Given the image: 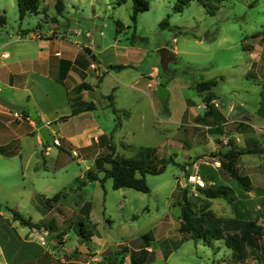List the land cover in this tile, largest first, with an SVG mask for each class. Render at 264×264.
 <instances>
[{"label": "rangeland", "instance_id": "1", "mask_svg": "<svg viewBox=\"0 0 264 264\" xmlns=\"http://www.w3.org/2000/svg\"><path fill=\"white\" fill-rule=\"evenodd\" d=\"M53 1L39 0V14H27L22 19V25L31 28L40 22L47 28L45 21L53 22L57 24L55 28L71 40L80 43L89 40V46L95 53L103 52L114 41H118L115 45L132 49V53L125 56L123 53L122 56L111 57L114 63L132 62L131 65L113 64L129 67L111 70L102 85V89L108 92L116 86L110 91L114 95V106L130 111L132 115V120L128 121L116 110L109 112L106 120L103 118L102 121L107 126H113L114 123L118 127L120 122L123 124L122 128L112 133V141L116 144L115 155L118 157L136 158L140 147L151 148L153 153L148 159L157 163L163 157L165 147L158 149L156 144L165 141L167 127L175 129V125L170 120L157 122L156 116L169 115L163 108L166 101V107L170 105L172 110L171 120L175 119L183 113L186 98H191L196 103V111L203 115L204 109L197 105L202 98L194 87L198 81L217 79L213 92L222 99L224 97L221 93L227 91L228 87L250 85L249 92L242 96L247 101L244 107L253 110L258 106L256 95L259 96V93L256 94V91L261 93V85H264V0H255L253 5L250 4L253 0H209L214 8L213 13L208 12L197 0H191L181 11L173 9L175 0H149V8L138 13L135 23L130 18L131 0L121 4L117 0H64L65 8L60 14L56 12ZM1 16L4 21L0 20V30L14 34L21 21L16 0H0ZM165 17L169 25L160 27L159 23ZM108 49L113 54L117 48L114 46ZM161 63L162 70L153 78L165 86L172 80L173 86L165 100L158 98L156 90L147 93V87L144 94L138 89L148 82L139 73L146 75L149 66H161ZM131 86L138 90H133ZM134 96L137 98L133 99ZM150 98L153 105H150ZM154 103L162 108V111L155 113L156 116L152 112ZM96 112L102 115L100 107ZM128 123L135 125L134 133L126 130ZM182 123L184 127L185 122ZM249 124L256 131L264 125V121L256 118L250 120ZM162 125L163 131L159 128ZM189 130L194 131V138L199 141L191 144V137L186 134V148L204 152L200 160L198 156L193 160L198 166L197 172L205 181L203 187L229 185L233 197L231 202L223 198L210 200V215L207 220L205 218L207 234L204 238L194 242L183 239L178 231L181 224L179 201L183 188L187 189V195L197 213L202 211L204 204V196L197 187L186 182L188 173L181 164L168 163L160 174L146 173L145 180L149 187L147 192L126 187L115 189L111 178H106L103 185L98 180H92L81 187L78 182L81 179L87 180V169L95 171L93 157L89 155L80 160L68 153L72 150L68 149L63 152L65 160L63 167L55 173L56 180L50 181L56 192H62L56 200H30L25 197L23 190L30 188L29 171L24 170L22 174L19 160L15 165L10 162L5 164L4 181H9L11 185L8 188L0 184V210L8 221L6 225L0 224V239L9 243L8 237H15L13 230L23 239L22 236L30 227L12 217L14 212H18L20 216L30 217L32 221L50 226L56 232L62 230L56 235L48 229L42 243L52 247L53 238H61V241L65 239V259L61 261L54 257L53 264H130L128 251H143L141 248L146 247L148 255L155 257L146 264H264V185L256 182L249 184L248 190L244 189L221 166L224 153L236 147L234 138L227 139L225 144L222 139H216L217 148L211 151L215 142L206 143L208 135L204 127ZM212 134L210 140L216 135ZM50 146L53 147L52 151L57 147L52 141ZM74 150L80 154L78 148ZM176 150L185 156L181 147ZM259 154L246 153L243 158L238 154V162L234 163V167L243 174L245 169H252V177H259V171L255 168L258 165L257 158L261 155L264 159V154ZM215 161H218L219 166H215ZM98 175L101 177L103 174ZM49 207L56 209L53 210V217L48 213ZM59 218L65 222L61 228L57 224ZM241 222L249 223V244L242 240L244 226ZM8 224L14 228L7 234L3 228L7 229ZM213 227L223 238L211 235ZM81 228L86 236L90 233L97 235H91L89 240H85L79 235ZM37 230L42 231L40 228ZM144 234H147V242L142 238ZM83 243L101 248L99 251L94 249L97 252H80L75 246ZM228 245H235L238 250ZM252 245L255 250L251 252ZM63 250L56 249L55 252L61 253Z\"/></svg>", "mask_w": 264, "mask_h": 264}, {"label": "crops", "instance_id": "2", "mask_svg": "<svg viewBox=\"0 0 264 264\" xmlns=\"http://www.w3.org/2000/svg\"><path fill=\"white\" fill-rule=\"evenodd\" d=\"M39 12L28 14L38 15ZM22 19L14 34L0 30V146L4 147L3 152L0 150V181L2 182L0 184L10 187L11 183L4 181L6 174L3 167L8 162L12 165L18 164L19 160L22 174H24V170H27L30 177V188L23 190L25 197L30 200H52L57 193L62 194L61 191L56 192V188L52 187L50 181L56 180L55 173L63 167L65 160L63 152L72 149L71 152L68 150V153L77 156L80 160L91 155L93 161L98 154L108 152L107 146L113 142L112 133H115L117 128L123 127L121 122L118 127L114 126V123L113 126L103 124V118L106 120L107 115L109 116L108 113L113 112L111 105L115 110H119L128 121L132 120L130 111L127 112L123 108L114 106V95L110 91L116 86L111 87L109 92L102 89L106 76L112 72L111 70H118L109 65H131L132 62L129 60L128 63L125 61L114 63L111 57L122 56L123 53L125 56L127 53H132V49L128 46L115 45L118 44V41H114L113 45L105 47L103 52L95 53L89 46V40L83 43L73 41L66 34H62L58 28H55L57 24L53 22L45 21L47 28L40 22L30 28L22 25ZM114 46L117 49L115 53L110 54L111 51L108 48ZM84 47H87L88 51L84 50ZM91 55L94 57L92 58ZM160 70H162V63L161 66L157 64L149 66L146 75L140 72V77L147 78L148 82L138 89L144 92L148 87L147 93L151 90L154 93L157 82L153 77L158 76ZM171 83L172 80L166 84L169 94L170 87L173 86ZM249 86L228 87L227 91L221 93L224 99L213 92V87L211 89L214 93L211 100V112L205 116L206 109L202 99L201 103L197 105L204 109L203 115L196 111V103L191 98H186L183 113L173 120H171L170 105L168 106V116H156L155 113L162 111V108L154 103L152 112L156 116L157 122L170 120L175 125V129L167 127L165 141L156 144L158 149L165 147L163 157H172L178 164L184 165L183 168L187 173L197 172L198 166L193 160L197 156L200 157L198 158L200 160L204 152L195 148H186L187 140L185 138L189 135L191 144L197 143L199 140L194 138V131L189 129H201L202 127L206 129L208 135L206 143L215 142L211 151L217 148L216 139L218 138L222 139L224 144L227 139L234 138L233 143L237 149L264 146V125L255 131L254 127L249 124L250 120L256 118L264 121V94H262L264 85H261V93L259 90L256 91V94L259 93V96L256 95L259 104L253 110L244 107V103L247 101L242 98L245 93L249 92ZM131 88L138 90L133 86ZM242 90H244L243 94ZM73 91H75L74 94H72ZM144 94L146 93L144 92ZM132 98L136 99L137 97ZM149 102L150 105H153L151 98ZM136 104L139 105L138 102ZM99 107L102 109V115L101 113L98 115L96 112ZM65 116L66 118H62ZM182 121L185 122L184 127H182ZM130 124L128 123L126 130L134 133L135 125ZM164 125L159 127L160 130L163 131ZM43 126L46 127L48 140L43 139L39 132ZM209 132L213 133L212 135L216 134L212 140L209 138L211 134ZM54 135L59 138L61 144L56 145L57 147H54V151H52L53 147L50 146V142L56 137ZM123 145L127 146L126 143ZM180 147L184 150L185 156L177 152L176 149ZM74 148H78L80 154ZM97 151L100 152L95 154ZM244 155L246 153L240 154L242 158ZM257 160L258 165L255 168L259 171V177H252V169H245V174L238 170L239 174L248 176L250 185L256 182L264 185V159L260 155ZM22 161L23 163H21ZM237 162L238 159L234 161V163ZM190 169L193 172H188ZM226 186L229 187V185ZM53 210L48 208V213H51L52 217L55 215ZM33 222L39 224L36 221ZM7 223L4 213L0 210V224L6 225ZM64 223L61 218L58 219L59 228L63 227ZM38 226L42 231L30 227L22 236L23 239L20 238L16 230H13L14 238L8 235L9 243H4L0 239V264H53L54 257L63 261L66 250L63 243L65 239L61 241V236H59L60 240L53 238V246L48 247L42 244L40 238L43 230L49 229L52 234L56 235H59L62 230L56 232L50 226L41 223ZM13 228L12 224H8L7 229H3L8 234ZM95 235L97 234H92V236ZM61 248L64 249L61 253L55 252L56 249ZM75 248H78L77 250L80 252L85 250L97 252L101 246L93 248L83 243L76 245ZM90 248L92 249L90 250ZM146 249L148 250L147 247ZM128 258L130 263L129 251Z\"/></svg>", "mask_w": 264, "mask_h": 264}, {"label": "trees", "instance_id": "3", "mask_svg": "<svg viewBox=\"0 0 264 264\" xmlns=\"http://www.w3.org/2000/svg\"><path fill=\"white\" fill-rule=\"evenodd\" d=\"M127 0H117L118 4L124 3ZM191 0H175L173 4V9L175 11H181L185 5H187ZM200 4H202L208 12L213 13L214 8L210 5L209 0H197ZM221 1V0H216ZM132 2V9L130 18L133 23L136 22V17L138 13L143 12L149 8V0H131ZM19 18L22 19L28 13H38L39 12V0H16ZM255 0H253L250 4L253 5ZM54 8L57 13H61L64 8V0H54ZM1 22L4 21V17H0ZM169 25L168 18H163L159 26L166 27ZM118 31V29H117ZM84 50L88 51L87 47H84ZM92 58L94 57L91 55ZM111 68L120 69L124 67H128L127 65H111ZM221 78V77H220ZM217 84V79H208V80H201L194 83L195 89L200 93L202 101L205 105V113L211 112L212 103L211 100L214 97V93L211 91L213 87ZM164 110L169 112L168 108L166 107V101L163 103ZM113 112L116 110L114 108ZM62 118H66L62 117ZM108 152L98 154L94 159V168L95 171L92 169H87L86 177L87 180L81 179L78 183L82 187L85 185L87 181L98 180L101 185L106 178H111L112 180V187L117 189L121 187L126 188H133L138 191L147 192L149 191V187L145 180V174H160L162 173L168 163H172L174 165H179L172 157H161L157 163H152L148 159L149 156L152 155L153 149L151 148H144L140 147L137 152L136 158H126V157H118L115 155V144L113 142L109 143ZM0 150L3 152L4 147L0 146ZM67 151V150H66ZM243 153H260L264 154V146H260L257 148L252 149H237L231 147L226 153H224V160L221 162V166L225 168L232 178L236 180V182L244 189L248 188V176L239 174L236 167H234V161L237 159L238 154ZM147 156V157H146ZM184 167V165H181ZM102 173L103 175L100 177L98 174ZM203 196V206L201 208V212L197 213L194 208L193 204L191 203L188 197V191L186 188H183L182 197L179 201L180 206V219L181 224L178 228L183 239H191L194 242H197L200 238H204L207 234L205 232V218H209L210 211L209 206L211 204V199L213 198H223L224 200L231 202L232 196L230 194V187L225 185H220L217 187H200L197 186L196 188ZM59 196L57 193L52 199L56 200ZM12 217L18 219L20 223L24 225H28L29 227L39 228L38 224L33 222L31 218H25L18 214V212H14ZM244 226L243 228V235L242 240L246 244H249L251 240L247 233L249 228L247 222H241ZM79 235L85 240H89L91 237V233L86 236L84 233V229H79ZM212 233V231L210 230ZM216 238H223L217 231L216 228L213 227V234ZM247 236V237H246ZM211 237V236H210ZM142 238L145 239L147 242V234L142 235ZM253 238V237H251ZM252 244V243H251ZM147 246V244H146ZM253 246V245H252ZM232 249H237L235 245H228ZM255 246L251 248V252L254 251ZM143 251H138V249H130V263L131 264H146L151 262L154 259L153 255H148V250L146 248H141ZM238 250V249H237ZM142 252V253H141Z\"/></svg>", "mask_w": 264, "mask_h": 264}, {"label": "built area", "instance_id": "4", "mask_svg": "<svg viewBox=\"0 0 264 264\" xmlns=\"http://www.w3.org/2000/svg\"><path fill=\"white\" fill-rule=\"evenodd\" d=\"M53 144L60 145L61 142L58 137L52 139ZM75 154V153H74ZM215 166H219L218 161H215ZM186 182L189 184H193L196 188L197 186L203 187L205 185V181L202 176L198 172L188 173L186 175ZM48 234V230H44L41 235L42 243L44 242V237Z\"/></svg>", "mask_w": 264, "mask_h": 264}, {"label": "water", "instance_id": "5", "mask_svg": "<svg viewBox=\"0 0 264 264\" xmlns=\"http://www.w3.org/2000/svg\"><path fill=\"white\" fill-rule=\"evenodd\" d=\"M168 93H169V89L165 85H163L161 83L156 84V94H157L159 99H161V100L167 99ZM39 132H40L43 139H45V140L49 139L45 126L41 127L39 129ZM0 207H1V204H0Z\"/></svg>", "mask_w": 264, "mask_h": 264}]
</instances>
